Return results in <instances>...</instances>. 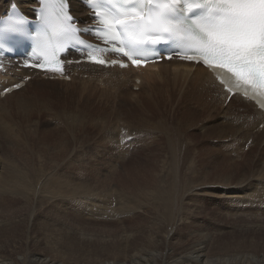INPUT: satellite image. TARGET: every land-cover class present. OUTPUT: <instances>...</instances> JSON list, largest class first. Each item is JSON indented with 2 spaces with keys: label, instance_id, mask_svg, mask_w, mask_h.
I'll return each instance as SVG.
<instances>
[{
  "label": "rangeland",
  "instance_id": "rangeland-1",
  "mask_svg": "<svg viewBox=\"0 0 264 264\" xmlns=\"http://www.w3.org/2000/svg\"><path fill=\"white\" fill-rule=\"evenodd\" d=\"M22 4L25 6L23 2ZM112 74L113 73H108L102 76L104 78H99V76L88 78L87 75L74 74L77 78L74 79L73 76L72 81L69 82L45 80L36 81V83L34 82L31 85L30 80L24 88L4 98L0 97V177L2 178L6 176V174H10L11 176L17 175L16 177H18V175L22 176L23 172L25 174L26 171H29L30 166H43L49 168L48 173H52V177H56L53 179L51 185L62 182L59 190H57V195H59L62 190L69 189L77 192V194L81 193V202L78 201L76 205L72 204L69 199L66 200L60 198V201V199L43 196L42 194L38 197L36 194L31 197V199L27 200L22 196L23 194L19 193L21 192L20 187H14L17 185L2 186L1 184L3 180L0 179V189H2L0 190V243L3 241L6 242L9 239L7 243L10 244L17 239L18 242H16L18 243V247L20 246L18 250L20 249V251H22L21 253L26 255V253L32 249H37V251L50 249L47 245L35 248L30 244H28L29 246H27V248V240L35 236L30 229H33L35 232L38 228H46L47 230H45L47 232L45 231V235L50 238L66 237V235H70L73 231L84 233L85 230L86 233L88 231V234L92 233L93 235L105 232L112 234L115 233L113 235H116L115 237L118 236V239H120V235L125 231V235L121 238L125 239L127 234L132 233V236H135V241L136 238H138V240L139 238L142 239V236H144L143 238L155 237V230L157 228H160L158 230V235H164L166 230H171V228H173V236L176 233H179V236L183 239L181 241L186 240L181 247H176V250H179V248L182 249L186 244H191V242L198 240L197 236H188L187 228H213L212 230L219 229L214 234L210 235V241L208 243L210 255L213 256V258L222 252L224 253V256L226 253L232 255L237 254L236 256L239 259L243 258L241 255L248 256V254H251L250 257H252V255L263 256L264 209L262 208L259 209L261 211H256L255 213L254 210H257V208L250 207L251 204H240L237 206L238 210H230L228 207L225 209L224 203H226V201L212 198V195H208L210 193L200 194L204 196H189L188 193L181 191V195H178V197L176 196L177 204L175 203L174 209L175 212L178 211V213L181 214L175 216L173 219L174 221L172 222L171 220V223L164 219L161 210L156 207L157 205L155 203L149 201V199H140L134 196L141 183L143 184L142 186L151 184L153 187L156 185L158 186L160 177L168 174V170L171 168V160L166 152L160 150L159 152L152 149L154 148L152 147L154 144L153 141H157L158 136H160L158 131L154 132L152 136L149 137L150 139L145 135L146 133H144L142 136V142H139L136 145L132 144V146H130L132 138L124 139V143L121 142L120 146V142L119 144H116L110 142L105 137L103 129H106V125H103L101 128V126L92 121L93 114L98 116V113H94L99 109L98 103L100 104V102L98 100L100 98L98 97H100L101 93L103 94L104 91V93L108 92L107 90L110 89V86L112 87V91L110 90L108 92L111 95L109 97H112L115 94V91L119 92V87L122 86L123 90H125L123 96L125 101L120 104V109L116 108L114 110L113 115L111 114L112 117L110 116L108 118L109 121L118 118L117 120L120 121L132 119L131 122H136L133 119L136 118V110H141V105L138 104L137 107V104L134 103L133 99L139 96L143 100L144 97L149 94V84H152L153 79L150 80L148 85L146 84V88L143 87L142 89L141 85L137 87L133 86L135 83L132 78L128 85L126 83H112L113 80L117 78L116 75L110 76ZM135 74L136 73H133V75ZM12 78L13 76L5 77V84ZM128 98L130 102H128ZM101 106L103 107V105ZM135 106L138 109H135ZM228 106L229 104L226 106L218 104V110H226L229 108ZM129 108H131V110ZM108 120L106 124H108ZM193 121L195 125H189L186 129V133L188 134L187 141L193 143V154L191 157L194 156V158L192 157L190 160L188 166L192 168L191 165H195L193 168L196 167L199 171H208L211 169L209 173L210 176L208 175L210 178L207 180L208 185H205L207 186L206 189H211L213 186L216 188L218 186L217 184H219L220 188L223 187L220 183L222 184L221 181L223 179L225 180V178L231 177L230 182H232L230 186L240 187L245 183H255L256 180H258L259 175H264V154H262V152L264 153V144L252 149V146H249V144L248 146L245 144L243 145V142L242 144L240 142V144L236 146L232 141H229L225 137L220 139L221 142L220 140H217L219 139V136H217L216 133L211 134L210 137L205 135L208 131H203L202 127L203 125H209L208 121H204L203 123L196 122L195 120ZM6 129H9L10 132H16L18 134L15 133L17 138L13 139L8 133L9 131ZM145 130H148V128L145 127L142 131L144 132ZM191 134H195L197 137H193ZM201 138L204 140H201ZM129 140L131 141L129 142ZM219 142H221V146L219 145ZM255 145L256 144H254V146ZM156 146L158 148L157 144L155 147ZM259 147L260 149H258ZM199 149H201V151ZM200 155L201 157H198ZM28 160L30 161L28 162ZM18 165L20 167H18ZM188 168H186V170H189ZM145 172L147 174L143 176V173L145 174ZM185 173V175H190L189 177L192 175L191 172ZM212 174H215V179ZM253 174H255L256 178ZM149 175L153 180H151ZM69 178H75L77 182L79 181L81 183V186H69L67 184V179ZM143 179L147 181L144 180L142 182ZM152 181L155 182L153 183ZM5 182L3 184H5ZM177 182L179 183L180 180ZM198 182H200V180ZM199 184H201V182ZM37 187V184L34 183L35 190H37ZM174 187L175 185H172V189H174ZM12 189H15V191ZM52 191L55 192L54 189H52ZM122 193L127 194V197L122 195ZM185 193L186 195L184 196ZM98 195L103 196V198L100 199L101 203L98 210L100 214L98 211L94 212L91 209V205L93 206V200H99L100 197H98ZM214 195H218V193H215ZM258 195H264V191ZM85 203L88 205L86 210L82 208ZM42 204L44 206H42ZM140 204H143V206L146 204V206H142L141 208ZM147 205L151 207H148ZM256 205L257 204H255V206ZM106 206L108 209L105 213L103 212V209ZM129 207L131 208L129 209ZM112 209H114L115 212H113ZM236 213L240 215H237ZM158 217H160V219ZM29 219L32 220L33 224ZM155 220L157 223H154L156 222ZM158 221H162L163 223H158ZM15 227L20 228V231L16 234L17 238L15 239V237H13V239H11V237H7L10 236L6 235L8 228ZM111 228H113V230ZM261 228H263V230ZM109 229L110 231L112 230V232H110ZM141 229H143V231ZM164 229L165 231H163ZM29 230L31 232H28ZM67 230L68 232H66ZM103 230L104 232H102ZM114 230L116 232H114ZM148 231L150 232L148 233ZM35 233L38 234V232ZM147 234H150V236H147ZM138 235H140V237ZM79 238L81 240H79ZM82 239L85 240L86 244H84ZM75 240V242H77L75 245H77L79 249H82L81 251L83 252L85 262L89 260L88 264L90 262L95 263L97 261H102L106 254L111 253V255H113H110L111 260L113 261L116 259V257H114L115 252H112L114 250L111 249L113 246V249H115L117 244H119V240L117 239L116 241L111 240L108 243V246L105 247L99 243H97V247L95 245V239L90 241L85 239L84 236L78 234H76ZM83 246H85V249ZM95 246L97 251L95 250ZM101 246L102 248H100ZM74 247L75 258L72 257V264L74 263V260L78 258L76 256L82 254L76 246ZM88 249L90 252H88L89 254L86 252ZM94 251L95 253H98L95 254ZM91 252L94 255H92ZM96 255L99 256L97 257ZM101 255L103 257H101ZM92 256L96 257V260H94L95 258ZM236 256L234 255V257ZM235 263H238V259Z\"/></svg>",
  "mask_w": 264,
  "mask_h": 264
},
{
  "label": "bare ground",
  "instance_id": "bare-ground-1",
  "mask_svg": "<svg viewBox=\"0 0 264 264\" xmlns=\"http://www.w3.org/2000/svg\"><path fill=\"white\" fill-rule=\"evenodd\" d=\"M22 2L25 4V6L22 4ZM70 3L72 6L73 14L78 18L79 22H83L84 18L86 17V11L84 9V6L79 2V0H70ZM13 4H19L23 9L27 10V9H30V7H32V5L34 4V0H0V14L3 11H7L9 9L10 5H13ZM10 71H15V70H10ZM108 72L113 73L110 76H115V75L117 76V78L115 80H113L112 83H121V84L126 83L128 85V84H130L131 78H132L134 83H136L137 81H140L141 87L143 89V87H145V88L147 87L150 80L153 79V81H152V84H149L150 85L149 86V94H147V96H145L143 100L139 96L135 97V99H133L134 103L137 104V107H138V104L141 105V110H136V113H137L136 118L133 119L136 122H131L132 119L131 120L125 119L124 121H120V120H117L118 118L117 119L115 118L117 121L114 119L112 121L108 120V118L111 116V114L113 115L114 110L116 108L118 109L120 104L125 101V98L123 97L125 90H123L122 86L119 87V89H120V91L118 90L119 92L115 91V94L114 95L112 94L113 95L112 97H109L111 95H110V93H108L110 90L112 91L111 86H110V89L107 90L108 92L104 93L105 92L104 91L103 94L101 93L100 97H98V98H100L98 100L100 102V104L98 103L99 109L96 110V112L91 110L95 114L98 113V116H96L94 114L92 115V121H94L95 124L101 126V128L103 125H106V127H105L106 129H103L105 137L110 142H114L116 144H119V142H120V146H121V142L124 143V139L126 140L127 138H132V143H130L131 144L130 146H132V144L136 145L137 143L142 142V136L144 135V133H146L145 135H147V137L149 138L152 136V134L154 132L158 131L160 133V136H158L157 141H153L154 144L152 147H154V148H152V147L151 148L153 150L155 149L156 151L160 150V151L166 152L167 155L169 156V159L171 160L170 161L171 168H170V170H168L167 175L160 177V179H159L160 181H159L158 186L156 185L155 187H153L152 184L142 186L143 184L141 183L140 186L138 187L137 192H135L134 196H136L140 199L146 198V199H149V201L155 203L157 205L156 207L161 210V213H162V216L164 217V219L168 220V222H171V220L173 222L174 221L173 219L175 218V216H178V214H181V213H178V211L175 212L174 209H175V203H176V196L178 197V195H181L180 193H182V192L188 193L189 196L190 195H192V196L193 195L204 196V195H200V194L210 193L208 195H212V198H218L222 201H226L227 204L224 203L225 209L228 207L230 210H234V209L238 210L237 206L240 204H242V205L251 204L250 207L257 208V210H254V213L256 211H261V210H259L260 208L264 209V201H263L264 199H262V198H264V195H258L259 193L264 191V175L263 174H262V176L259 175L258 180H256L255 183H245L244 185H242L240 187L230 186L232 181L230 182L231 177L229 176L230 178H225V180L222 178L223 179L221 181L222 184L220 183V185L223 187L220 188L219 184H217L218 186L216 188L213 186L211 189L210 188L206 189L207 186H205V185H208L207 180L210 178L209 173H210L211 169L208 171L207 170L199 171L196 169V167L193 168V166H195V165H191L192 168H190V166H188V164L190 163V160L192 159V157L194 158V156L191 157V155L193 154L192 153L193 152V143L187 141L188 140L187 139L188 134L186 133V129L189 125H191V126H192V124L195 125L193 120H195L196 122H200V123H203L204 121L209 122V125H207V126L203 125V127H202L203 131H208L207 134L204 133L208 137H210L211 134L216 133V135L219 136V139H217V140H220V139L225 137L229 141H232L233 144L236 146L239 145L240 142H241V144L243 142V145L245 144L248 146V144H249V146L253 147L252 149H254L255 147H257L259 145H263L264 144V115L260 111L256 110L251 103L246 102L243 99H241L240 97L235 96L231 100V102L228 106L229 108H227L226 110H218V104L224 105V102L226 100V94L223 92L222 88L215 81H213L211 79V76L207 73L206 70H204L202 68H194L192 66L182 64V63L164 62V63L159 64L157 66L146 67L144 69H126L122 72H121V70H118V69L106 70V69H103V68L98 67V66L82 64V65H74V66L69 67V72L67 75H68V77H71V74L74 73L76 75H87L88 78L95 77V76H99V78H104L102 76H104L106 74H103V73L108 74ZM133 73H136V74L133 75ZM130 75L133 77H131ZM8 76H10V74H8ZM147 76H148V78H147ZM19 77H21V79H19ZM25 77H31L30 85L34 82L36 83V81H45V80H43V75L36 74L31 70H25L19 74H17L16 72L13 73V79H11L9 82H7L6 86H4V87L14 85L20 81H24ZM75 78H77V77L74 76V79ZM3 79L4 78H2V81H3ZM133 86L135 87V84H133ZM136 86H137V84H136ZM121 92H123V93H121ZM142 92H143V90H142ZM110 99H112V100H110ZM128 102H130L129 98H128ZM219 102H221V103H219ZM132 104H133V102H132ZM132 104H130V105H132ZM101 105H103V107ZM96 106H97V104H96ZM134 108L138 109V108H136V106ZM129 109L131 110V108H129ZM123 110H124V108H123ZM146 110H147V112H146ZM128 113H130V112H128ZM124 114H127V113H124ZM107 120H108V124H106ZM145 127H147L148 130H145L146 132L145 131L143 132L142 130H144ZM12 130H14V129H12ZM7 131H9L8 133L10 134L11 137H13V139L17 138L18 134L16 132L15 133L17 135H15V133L13 131L10 132L9 129ZM204 134H202V135H204ZM192 136L197 137L195 134ZM8 140H9V138H8ZM189 140H191V139H189ZM201 140H204V139L201 138ZM199 142H201V141H199ZM221 142H219L220 146H221ZM156 144L158 145V148H157V146L155 147ZM254 144H256V145L254 146ZM35 146H36V144H35ZM125 147H123V148H125ZM198 147H200V146H198ZM229 147H231V146H229ZM258 149H260V147ZM116 150H118V149H116ZM199 150L201 151V149H199ZM30 152H32V151H30ZM198 153H199V151H198ZM262 154H264V153L262 152ZM0 156H1V154H0ZM198 157H201V155ZM33 158H34V155H33ZM29 161L30 160H28V162ZM155 163H157V162H155ZM225 163H227V162H225ZM16 167H17V164H16ZM18 167H20V166L18 165ZM186 168H188L189 170H186ZM11 169H13V168H11ZM229 169H230V167H229ZM48 170H49V168H45L43 166H39V167L30 166L29 171H26L25 174L22 170V172H23L22 176L18 175V177H16L17 175L11 176L10 174H8V175L6 174V176H4L2 178L0 177V179L3 180L1 185L2 186H4V185H7V186L17 185L14 187H20L21 192H19V191L18 192L20 194H23L22 196L27 200L31 199V197L35 196L36 194H37V197L42 194L43 196H48L51 198H57V199L62 198V199H66V200L69 199V201H71V203L74 205H76L78 201L81 202L80 201V199H81L80 194L81 193L77 194V192H74L72 189L62 190L59 193V195H57V190H59V187L61 186L62 182L51 185L53 183V179L56 177H52L53 174L48 173ZM17 172H19V171H17ZM146 172H145V174L143 173V176L147 174ZM185 172H187V173L191 172V174H192L191 177H189L190 175L189 176L185 175L186 174ZM245 173H247V172H245ZM214 175H213V178L215 179L216 177ZM253 175L255 177V174H253ZM149 176H148V179H149ZM150 178H151V176H150ZM219 178H220V176H219ZM255 178H254V180H255ZM1 180H0V182H1ZM144 180L145 179H143L142 182ZM151 180H153V179L151 178ZM178 180H180L179 183L177 182ZM199 180H200L201 184H199L200 183V182H198ZM5 181H7V182H5ZM145 181H147V180H145ZM155 181H157V180H155ZM237 181H235V182H237ZM4 182H5V184H3ZM34 183H36L38 186L37 190L34 189ZM212 183H213V181H212ZM67 184L71 187L81 186V183L79 181L77 182V180L75 178L67 179ZM146 184H148V183H146ZM172 185L173 186L175 185L174 189H172ZM180 187H181V189H180ZM52 189H54L55 192L52 191ZM0 190H2V189H0ZM12 190L15 191V189H12ZM211 191H213V192H211ZM19 193H18V195H19ZM186 193L184 194V196L186 195ZM215 193H218V195H214ZM106 195H107V193H106ZM122 195H125L127 197V194L122 193ZM12 196H14V195H12ZM216 196H218V197H216ZM98 197H100L99 200L98 201L93 200V206L91 205V209L94 212H97L99 210L100 203H101L100 199L103 198V196H99V195H98ZM131 197H133V196H131ZM83 198H84V196H83ZM109 200H111V199H109ZM60 201H61V199H60ZM105 201H106V196H105ZM29 202H30V200H29ZM143 204H140L141 208H142ZM255 204H257V205L255 206ZM124 205H127V204H124ZM42 206H44V205L42 204ZM87 206L88 205L85 203V205L83 204L82 208L84 210H86ZM144 206H146V204ZM147 206L151 207L149 205H147ZM153 207H154V205H153ZM130 208L131 207H129V209ZM107 209L108 208L106 206L103 209V212L106 213ZM118 210H119V205H118ZM151 210H152V208H151ZM112 211L115 212L114 209H112ZM239 211H241V210H239ZM99 214H100V212H99ZM99 214H97V215H99ZM236 214L240 215L238 213H236ZM150 216H151V214H150ZM158 218L160 219V217H158ZM31 219H29V220L32 223L33 219L32 220ZM176 220H178V219H176ZM260 220H262V219H260ZM160 222L163 223L162 221H160ZM160 222L158 221V223H160ZM154 223H157V221ZM45 229L46 228H38L35 231V232H38V234H36L33 231V229H30V230H32V232L35 236L31 237L29 240H27L26 247L29 246L28 244L32 245V247H35V248L47 245V247L50 249H44L42 251H40V250L37 251V249H35V250L32 249L31 251L27 252L28 253V256H27V253H26V255H24L21 253L22 251H20V249L18 250V248L20 246L18 247V243H17L18 240L16 239L17 238L16 234L20 231V228H17V227L8 228L6 235H10V236H7V237H11V239H13V237H15L16 240L12 241V243H10V244L7 243V241H9V239L6 242L3 241L0 243V264H72V257L75 258V256H74L75 247L74 246H76L79 249V247L77 245H75V243L77 244V242H75L76 241L75 240L76 234H78L80 236L82 235L85 237V239L90 240V241H93L95 239L96 244L95 243L94 244L97 247H98L97 243H99L100 245H103V247H105V246H108V243L111 240H113V241H116V239L119 240L118 241L119 244H117L115 249H113L114 248L113 245H112L113 248L111 247L112 248L111 250H114L112 252H115V255H114V257H116L115 260H113V261L111 260V257H110V255L112 254L111 253V254H106L103 260L100 258L102 261H99V262L97 261L95 263L90 262L89 264H264V255L263 256L252 255V257H250L251 254L250 255L248 254V256L241 255V256H243V258L239 259L236 256L237 254H234L236 257H234V255L228 254V253H226L224 256L223 255L224 253L222 252L213 258V256L210 255L208 243L210 241V235L214 234L217 230H219V229H215V228H214L215 230H212L213 228L212 229H210V228H187L188 229V236L189 237L197 236L198 240L191 242V244H189L187 242L188 244L183 246L182 249L179 248V250H176V247L177 248L181 247V245H183L186 242V240L181 241L183 239L179 236V233H176V234L174 233L175 235L173 236V228H171V230H166V232H165L166 235H165V233H164V235L163 234L158 235V233H159L158 230L160 228L159 229L157 228L155 230V235H156L155 237L147 238L145 235L146 238H143L144 236H142L140 234L142 236V239L139 238V240H138V238H136L135 241H134L135 236L133 237L132 233L127 234L125 239L121 238L123 235H125V233H124L125 231L122 233V235H120V239H118V236L115 237L116 235H113L115 233L112 234V233L105 232V233H97V234L93 235L92 233L88 234V231L86 233L85 230H84V233H82L81 231H80L81 233H77V232L73 231L70 233V235H66V237L61 238V237L57 236L58 238H55V237L50 238V237H46L45 231L47 229L46 230ZM102 229H104V228H102ZM111 229L113 230V228H111ZM137 229H139V228H137ZM166 229H168V228H166ZM261 229L263 230V228H261ZM30 230L28 232H31ZM112 230L110 231V229H109L110 232H112ZM126 230H128V229H126ZM141 230L143 231V229H141ZM116 231H117V229H116ZM116 231L114 230V232H116ZM121 231H123V230H121ZM138 231H140V230H138ZM163 231H165V229ZM66 232H68V230ZM102 232H104V230ZM149 232L150 231H148V233ZM161 233H162V231H161ZM117 235H118V233H117ZM140 235H138V236L140 237ZM148 235L150 236V234H147V236ZM136 237H137V235H136ZM77 239H78V237H77ZM79 240H81V239L79 238ZM83 242H84V244H86L85 240H83ZM179 244H180V246H179ZM87 246H88V244H87ZM96 246H95V250L97 251ZM83 247L85 249V246H83ZM100 248H102V246ZM100 248H98V249H100ZM79 250L81 251L82 249L80 248ZM86 250H87V248H86ZM103 250H105V249H103ZM27 251H28V249H27ZM86 252L88 253L89 249ZM94 253H95V251H94ZM96 253H98V252H96ZM109 253H110V251H109ZM92 255H94V254L92 253ZM111 256H113V255H111ZM67 257H69V258H67ZM76 257H78V258H76L75 260L73 259L74 260L73 264H88L89 260L86 261L87 263L85 262L83 252H82V254H79V256H76ZM92 257L95 258L94 260H96V257H94V256H92ZM101 257H103V256L101 255ZM237 259H238V263H235Z\"/></svg>",
  "mask_w": 264,
  "mask_h": 264
},
{
  "label": "snow or ice",
  "instance_id": "snow-or-ice-1",
  "mask_svg": "<svg viewBox=\"0 0 264 264\" xmlns=\"http://www.w3.org/2000/svg\"><path fill=\"white\" fill-rule=\"evenodd\" d=\"M219 2L228 5L223 10L224 19L219 34L211 38L202 49L183 51L180 54L182 58L202 63L216 73V79L224 86L226 92H243L245 96L258 98L259 102V98H264V0H219ZM96 15L98 16V12ZM71 19L72 17L65 10L62 15L64 24L68 25ZM102 19L105 29L97 33L100 39L107 31H114L111 29L113 23L134 26L138 29V35L147 33L145 38L153 43L159 41L160 33L166 30L160 25L155 15L146 17L143 14L134 13L125 14L114 20L106 16ZM70 31H74V28ZM104 43L109 44L105 41ZM111 45L112 51L122 53L123 56L131 59L133 64L142 62V59H133L134 56L128 48L121 47L117 43H111ZM91 47L89 45V48ZM65 48L64 43L55 37L47 40L40 52L43 62L30 66L61 71V56ZM97 51H103V49H93V52ZM88 58L99 65L106 63L104 59L92 53ZM261 106L264 107V103Z\"/></svg>",
  "mask_w": 264,
  "mask_h": 264
},
{
  "label": "clouds",
  "instance_id": "clouds-1",
  "mask_svg": "<svg viewBox=\"0 0 264 264\" xmlns=\"http://www.w3.org/2000/svg\"><path fill=\"white\" fill-rule=\"evenodd\" d=\"M158 6V5H157ZM193 10L206 8L211 13H215L216 15L210 16L208 18L201 17H193V22L195 27L199 30V36H192L193 43L189 51H197L202 49L208 41L215 37L221 31L224 19V9L228 7L227 4L219 2V0H204V3L195 4L191 6ZM134 14V13H129ZM98 24L103 30L105 29V25L103 23L104 15L101 12H98ZM116 18H113V20ZM74 28L73 25H65L64 22H56L53 25L52 32L53 37L57 40L61 41L59 38L65 33L70 32V29ZM111 29L114 31H107L102 39L106 43H117L121 47H128L129 44L132 43H143V42H152L145 37L148 35L145 33L144 35H138V29L134 26L128 24H115L111 25ZM66 50V48H65Z\"/></svg>",
  "mask_w": 264,
  "mask_h": 264
}]
</instances>
